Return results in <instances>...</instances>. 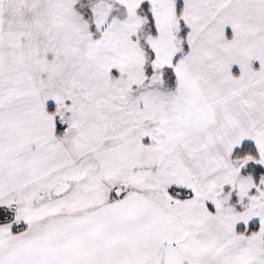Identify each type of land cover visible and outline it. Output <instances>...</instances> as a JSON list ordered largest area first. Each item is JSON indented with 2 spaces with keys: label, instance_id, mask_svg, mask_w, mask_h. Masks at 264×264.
I'll return each instance as SVG.
<instances>
[{
  "label": "snow or ice",
  "instance_id": "snow-or-ice-1",
  "mask_svg": "<svg viewBox=\"0 0 264 264\" xmlns=\"http://www.w3.org/2000/svg\"><path fill=\"white\" fill-rule=\"evenodd\" d=\"M0 264H264V0H0Z\"/></svg>",
  "mask_w": 264,
  "mask_h": 264
}]
</instances>
